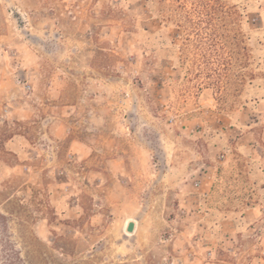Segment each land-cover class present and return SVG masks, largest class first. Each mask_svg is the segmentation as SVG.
Here are the masks:
<instances>
[{"label":"rangeland","instance_id":"obj_1","mask_svg":"<svg viewBox=\"0 0 264 264\" xmlns=\"http://www.w3.org/2000/svg\"><path fill=\"white\" fill-rule=\"evenodd\" d=\"M262 229L264 0H0V264H264Z\"/></svg>","mask_w":264,"mask_h":264},{"label":"water","instance_id":"obj_2","mask_svg":"<svg viewBox=\"0 0 264 264\" xmlns=\"http://www.w3.org/2000/svg\"><path fill=\"white\" fill-rule=\"evenodd\" d=\"M126 232L127 233H134L135 232V223L133 221H130L128 225L126 226Z\"/></svg>","mask_w":264,"mask_h":264},{"label":"built area","instance_id":"obj_3","mask_svg":"<svg viewBox=\"0 0 264 264\" xmlns=\"http://www.w3.org/2000/svg\"><path fill=\"white\" fill-rule=\"evenodd\" d=\"M258 236L259 240H264V229H262V232Z\"/></svg>","mask_w":264,"mask_h":264},{"label":"bare ground","instance_id":"obj_4","mask_svg":"<svg viewBox=\"0 0 264 264\" xmlns=\"http://www.w3.org/2000/svg\"><path fill=\"white\" fill-rule=\"evenodd\" d=\"M130 221H133V220H129V221H127L126 226L128 225V223H129ZM133 222L136 223L135 221H133ZM126 234H127V236H131V235H132V233H127V232H126Z\"/></svg>","mask_w":264,"mask_h":264},{"label":"crops","instance_id":"obj_5","mask_svg":"<svg viewBox=\"0 0 264 264\" xmlns=\"http://www.w3.org/2000/svg\"><path fill=\"white\" fill-rule=\"evenodd\" d=\"M258 216V214H256ZM244 224L248 225V222L246 221V218H244Z\"/></svg>","mask_w":264,"mask_h":264}]
</instances>
